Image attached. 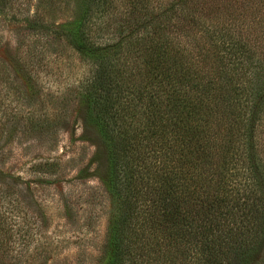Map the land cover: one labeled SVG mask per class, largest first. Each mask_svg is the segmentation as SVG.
<instances>
[{"label":"trees","instance_id":"1","mask_svg":"<svg viewBox=\"0 0 264 264\" xmlns=\"http://www.w3.org/2000/svg\"><path fill=\"white\" fill-rule=\"evenodd\" d=\"M73 15L35 27L90 66L76 92L115 200L100 264H264V0H77Z\"/></svg>","mask_w":264,"mask_h":264},{"label":"rangeland","instance_id":"2","mask_svg":"<svg viewBox=\"0 0 264 264\" xmlns=\"http://www.w3.org/2000/svg\"><path fill=\"white\" fill-rule=\"evenodd\" d=\"M76 5L0 0V264H100L108 237V156L76 92L90 66L35 27Z\"/></svg>","mask_w":264,"mask_h":264}]
</instances>
